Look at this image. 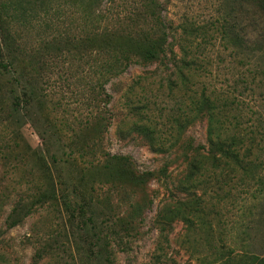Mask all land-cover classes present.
Listing matches in <instances>:
<instances>
[{
    "label": "rangeland",
    "instance_id": "1",
    "mask_svg": "<svg viewBox=\"0 0 264 264\" xmlns=\"http://www.w3.org/2000/svg\"><path fill=\"white\" fill-rule=\"evenodd\" d=\"M258 5L255 0H170L164 12L168 22L173 21L177 26L189 19L196 27L206 26L207 36H198L194 41L195 47L201 45L199 60L210 62L208 71L196 73L190 84L196 100L188 99L189 92H185L180 79L169 76L170 72L157 71L155 64H133L107 84L111 98L108 131L104 136L100 118L102 103L98 98L102 59L93 53L98 51L99 41L95 40L89 48L77 46L73 57L64 41L52 42L57 30L46 26L28 29L17 23L14 31L23 36L19 44L40 50L36 49L38 54L31 60L23 55L16 58V74L6 77L0 74V108L4 107L5 111L10 112L12 102L10 79L20 80L18 90L22 91V97L25 92L31 95L28 84L35 90L32 102L26 105L32 117L18 119L10 126L15 133L8 130L4 138L0 137V154L8 155V160L0 159V182L4 177L3 181H8L2 185H8L11 190L23 179L41 184L49 181L60 193L73 191L84 195L88 216L99 223L109 220L117 231L125 226L130 228L129 236H123V244L116 246L117 264H221L216 261L217 255L206 247L207 229L201 221L190 232L184 222H174L170 247L164 246L168 255L161 254L157 260L162 240L156 215L167 202L186 197L184 185L197 180L198 188L193 184V189L206 200V210L200 217L212 222L213 242L218 244L223 237L227 244L226 263L250 264V257L264 259V149L256 152L257 162L263 168L254 180L242 174L236 177L229 168L225 169L223 180L228 186L220 192L222 200H219L220 190L212 176L214 158L206 151L201 155L195 153L207 142V121L197 117L191 119L186 130L181 127L187 105H192L196 115L198 107L194 103L204 90L219 99H237L245 107L242 122L257 125L260 119L264 127V12L260 14ZM78 17V14L74 16V23ZM71 19L69 15L66 21ZM219 20V28L222 24L224 29L233 28L242 38L239 50L226 46L222 29L215 31L212 24H218ZM67 26L62 24L58 32L64 36ZM85 31L91 32L92 28L87 29L85 24ZM79 32L77 26L70 36ZM250 71L258 77L253 79ZM136 123L145 124L154 133L138 132ZM41 133L48 138V154ZM261 145L264 148V142ZM101 146L128 162H115L110 170L90 165L91 147L99 150ZM34 155L47 170L40 169ZM191 162L196 171L189 175ZM163 166L167 167V177L158 175ZM190 178L193 180L189 181ZM31 187V184L23 185V188ZM16 194L12 193L13 200ZM54 205L56 213L52 216L44 218L40 211L9 229L4 221L11 205L5 204L0 229L4 264H37L35 251L41 242L53 251L58 249L56 244H65V252L58 251L64 257L61 264H75L70 255L74 229L63 205L58 201ZM31 233L34 237L38 234L40 243L31 244ZM56 234L60 235L57 241ZM93 235L86 244L88 255L82 260L75 256L78 264H102L100 239L105 235ZM228 250L234 252L230 257ZM53 258L38 264H59L57 256Z\"/></svg>",
    "mask_w": 264,
    "mask_h": 264
},
{
    "label": "trees",
    "instance_id": "2",
    "mask_svg": "<svg viewBox=\"0 0 264 264\" xmlns=\"http://www.w3.org/2000/svg\"><path fill=\"white\" fill-rule=\"evenodd\" d=\"M255 1L259 4L257 9L261 14V12H264V0ZM168 2L170 0H0V74L5 77L16 74L14 60L21 55L29 57L31 60L38 54L36 49L40 50L39 47L29 49L24 42L22 43L24 45L19 44L20 41H23V36L20 33L16 35L14 31L17 23L22 27H29L28 29L44 28L46 26L53 29V31L57 30L54 33L55 36L52 42L56 44L64 41V43L69 45V53L73 57L77 46L89 48L95 40L99 41L97 45L98 51L93 53L98 55L97 59H102L98 98L102 103L100 118L104 128L103 136L108 131L106 123L110 115L108 106L111 96L108 92L107 84L113 78L125 73L133 64H155L157 65V71L162 73L170 72L169 76H176L180 79L185 92H189V94L187 93L188 99L193 102L194 98L190 84L194 80L196 73L200 71L205 74L208 71L210 63L205 61V59L199 60L198 53H202L200 51L201 45L195 47L194 41L198 36L203 35L206 37L207 30L206 26L202 28L196 27L195 23L190 22L189 19H185L177 26H174L173 21L168 22L165 18L166 16H164ZM76 14L79 17L74 23ZM69 15L72 19L67 22ZM45 19H50L51 23L49 24L48 20ZM87 21L89 22L86 23ZM64 23L68 24L66 28L68 36L64 35L67 36L66 38H64L62 33L58 32ZM85 24L87 29L92 28L91 32L85 31ZM219 24H221L220 20L218 24H212V26L217 32L222 29L221 33L224 34L222 39L226 41V46H232L239 50L243 44L242 38L233 32V28L224 29L225 25L223 24L221 25L222 28H219ZM77 26L80 29L79 34L70 36V33ZM52 42L50 43L52 44ZM50 43L45 42V45ZM42 49L44 50V47ZM245 60L250 62L246 57ZM250 74L253 79L258 77L254 72L250 71ZM169 82L175 84L172 79H169ZM10 84V95L12 97L10 112L5 111L4 107L0 108V137L2 138H4V133L8 134L10 126L18 119H23L26 115L32 117L26 105L33 100V92L35 91L33 86L27 85L31 95L29 94L28 97L26 92H23L24 97H27V100H24V97L21 96L22 91L18 90L21 87L20 80L18 78L10 79ZM89 87L92 88L91 85ZM25 89L26 87L23 88V91ZM194 105L195 108L197 105L198 112L196 111L195 115V109H193L192 105H187V111L182 117L181 127L186 130L192 121L191 119L195 120L197 117L207 121V142L205 145L199 146L195 153L201 155L203 151H206V154L214 158L215 164L212 169V176L215 185L220 190L217 192V197L220 198V192L225 190L224 186H228L227 181L223 180L226 168H229L236 177L242 174L249 180H254L259 170L263 168V164L258 163L256 159V152L264 149L261 145L264 142L263 121L257 119V125L245 124L242 122L243 109L245 108L243 104H240L235 98L219 99L213 97V95H208L207 90H204L199 95L198 101ZM135 127L140 133L149 135L154 133L152 128L142 123H136ZM11 132L13 133V131ZM40 137L48 154V138L42 133ZM7 149L10 150V148H5L6 151ZM5 153L0 154V159L8 160V155ZM91 154H93V159L90 160V165L102 170H110L115 162H128L124 157L111 155L102 146L99 150L91 147ZM34 156H36V162L40 169L47 170L48 168H44L37 155ZM84 157L81 156L82 159ZM190 168L189 175L193 170L195 174L196 167L193 162H191ZM208 171V169H205V172ZM158 175L167 177V167L163 166L159 170ZM2 179L4 180L6 177ZM3 180L0 182V229L6 203L11 205V210L4 222L9 229H12L22 224L27 217L40 211L45 215L44 218L52 216L56 213L54 202L58 201L63 205L67 213V220L74 229V248L70 255L72 259L74 258L75 264H78L75 259L76 255L81 260L82 257L88 255L87 251L89 249H86L88 247L86 244L90 239L94 238L93 234L95 233L97 235H105L103 239H100L102 241V264H117L116 246L123 244L124 235L129 236V227L125 226L117 231L109 220L99 223L92 216H88V201L83 198L84 195H77L73 191L72 193L64 191L60 193V190L55 188L49 181L41 184L37 181L25 182L23 179L20 182H16V185L9 190L8 185L5 184L3 186V183L8 181ZM188 180L192 181L193 178ZM229 180L231 179L229 178ZM9 183H12V181ZM27 184H31L32 187L23 188V185ZM193 184L198 188L197 180L193 181L192 184H187V186L184 185L187 193L186 197L167 202L156 215V223L159 226V238L162 240L157 249L159 253L157 260L161 258V254L168 255L164 246L170 247L169 237L174 222H184L190 232L201 221V224L203 223L207 229L206 247L217 255V262L227 264L224 256L226 255L227 244L223 237L219 239L220 242L218 244L213 242L212 233L214 226L212 222L205 219L202 220L203 217H200L206 210V200H203L198 195V192L193 189L195 187ZM14 192L17 193L15 200L12 197ZM219 200H222V198ZM36 236L34 237L31 233L29 238L31 244L32 242L34 244L40 243L38 234ZM2 237L3 234H0V264H4V254L1 252ZM58 237L60 235L56 234L55 241H57ZM56 246L58 249L53 251L44 242H41L35 251V262L38 264L44 259H54L53 257L57 256V260L61 264L64 257L58 254V251L62 250L65 252V244L63 246L56 244ZM228 252L229 257L231 253H234L233 250H228L226 253ZM248 259L250 264H264V259L255 257Z\"/></svg>",
    "mask_w": 264,
    "mask_h": 264
}]
</instances>
